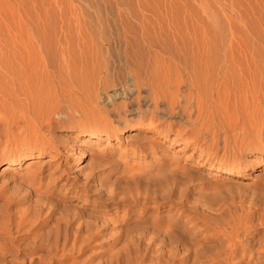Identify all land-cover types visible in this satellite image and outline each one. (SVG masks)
Instances as JSON below:
<instances>
[{
  "label": "rangeland",
  "instance_id": "1",
  "mask_svg": "<svg viewBox=\"0 0 264 264\" xmlns=\"http://www.w3.org/2000/svg\"><path fill=\"white\" fill-rule=\"evenodd\" d=\"M232 1L237 5L236 12L231 7ZM248 3V0H0V46L13 41L22 45L25 40L29 43L30 39H37V44L53 48L50 54L53 53L56 62L66 63L71 58L69 62L78 61L81 68L80 39L77 37L75 42L68 39L66 44L62 40L64 34H57L59 29L213 28L218 36L216 42L220 43L225 40L221 39L223 29L225 33L228 28H258L251 26L257 21ZM241 17L245 22L254 20L248 27ZM191 29L186 31L192 33L187 38L183 31L189 43L185 46L194 48L199 31ZM25 30L30 33L39 30V34L27 32L26 37ZM72 32L77 36L75 30ZM188 39L190 42L194 39V44ZM57 40L64 41L65 46H60ZM62 46L65 53L60 55ZM76 52L78 55L81 52L80 58H76ZM33 64H26L24 70L27 76L31 72L37 80L40 77L41 85L36 81L30 84L29 80H34L31 76L25 88L30 75L25 77L26 73L24 76V70L20 69L23 75L17 71L15 76L17 65L14 71V67L12 71L9 68L14 75L0 66L3 71L0 94L10 98L0 102V264H264V86L256 101L247 92L245 100V93L234 94L230 85L228 88L220 85L223 78L217 70L215 83L207 94L195 91L203 103L200 110L196 102L187 106L191 124L186 123L183 135L179 136L176 130L166 133L147 130L146 125L139 128V120L128 126L121 123L131 109L118 107L127 101L118 86L108 89L99 86L94 93L88 92L91 96L86 95L76 85L71 87L60 81L59 85L57 81L55 85L44 84V76L37 64H34L37 72L32 70ZM170 66L174 68V64ZM19 75L23 77L19 79H23L22 85L15 82ZM129 77L131 82L133 78ZM37 83L39 88L34 85ZM42 83L49 85L50 90L44 87L42 92ZM29 84L43 94L37 90V94L35 91L32 94ZM20 87L24 88V95ZM149 89L147 84L139 91L134 89L133 95L140 93L141 97L135 108L143 110L145 101L146 105L150 103ZM50 91L52 101L46 93ZM28 95L35 102L37 95L36 105L41 109L33 106L34 100ZM42 97L45 101L48 98L47 105L42 103L45 102ZM8 102L13 107L5 104ZM167 105L166 99L159 107ZM148 122L149 119L144 120ZM37 132L56 147L41 151L32 148L33 144L28 147L27 139L35 141ZM21 152L30 155L18 159ZM97 152L103 153L102 156L94 157ZM100 158L104 159L102 163L106 160L108 163L101 165ZM97 163L100 165L93 170L92 165ZM88 175H91L90 194L103 199L100 206L95 202L90 205L86 195L77 196L83 189L79 185L88 181ZM99 178L105 182L100 184ZM73 180L77 184L73 185ZM51 196L54 200L49 199ZM108 196L110 201L105 204ZM113 196L116 201H112ZM61 197L66 202H61L58 208ZM85 203L98 212L91 213L89 209L82 212L81 221L93 224L98 218L101 237L90 239L88 230L81 237L71 233L72 237L64 240L70 230L63 225L66 223L63 217L73 218V210L78 212V207ZM45 219L48 222L43 225ZM147 219V223H142ZM148 225L158 228V233L141 240L140 233ZM82 238L86 240L84 243ZM74 242L89 245L90 249L74 251L61 245L69 247ZM55 243L61 248L52 249Z\"/></svg>",
  "mask_w": 264,
  "mask_h": 264
},
{
  "label": "bare ground",
  "instance_id": "2",
  "mask_svg": "<svg viewBox=\"0 0 264 264\" xmlns=\"http://www.w3.org/2000/svg\"><path fill=\"white\" fill-rule=\"evenodd\" d=\"M248 2H249L248 3L249 7H251V9L254 11L255 17H256V20H254L255 18L252 16L253 13H251V16L254 18V19H251V22H252V20L257 21L256 22L257 24L252 23L253 25H251V26L253 27L254 25H256V27H257V25H258V28H254L255 26L253 28H250L249 25L251 22L250 21H249L250 23L245 22L243 17H241V20L244 22L245 26L248 25L249 28H247V27L246 28H228V30L225 31V33L223 32V30H224L223 29L222 34H221V39L225 38V40L224 39L221 40L220 43L216 42V37H218V36L215 35L216 32L215 33L213 32V28H200V30H199V28H197V29L192 28L193 30L194 29L196 30V32L193 31L195 33H197L199 31V33L196 34V37H197L196 42L198 41L196 44H194L192 42V41H195L194 39L196 37H193L195 35H190L191 38L192 37L194 38L191 42L189 40L191 38L189 37V39H188L190 44L191 43L194 44L193 45L194 48H189L188 46H185L187 43L186 38H187L188 34H192L189 32L187 34L186 31H187V29H191V28H187L186 31H184L185 28H183V29H181V28H63L62 30L59 28H56V30L59 29L60 31H58L59 33H57V31L55 30V33H57L59 36L61 33H62V35L64 34V38H62V40L63 39L66 40V44H67L68 39L71 42L77 41V37H78V39H80L78 41L81 42L80 46L83 47V49H82L83 55L81 58L82 62H83V64H82L83 67H81L82 69L78 67L79 65H81L80 62H79L80 63L79 65L77 64L78 61L72 62L74 60H71L69 62V60L71 58H69V60L67 59L68 62H66V63L56 62L54 57H53L54 56L53 53L50 54L53 48H50V46L46 47L45 45H41L40 42H39V44H37V42H35L37 39H34L35 41H33V39H30V38H29L30 39L29 43L27 42L28 40H25L27 43L24 41V44H22V45H20V44L18 45L17 43H19V42H16V40H15L17 45H15L14 41H13V44H10V45L5 44V47H4V45L0 46L1 47L0 48V66H1V68L3 67L4 68L3 70L4 71L6 70V73H7L9 71V68L11 70V68H13L15 65H17L19 67L18 70L15 68L16 66L13 69V71L16 69L15 76H17V71H18V74L22 73L21 71H23L28 66L26 64H30V63L37 64V67L39 68V71H40L39 73L41 74V76H44L42 79V82L44 84H45V82H49L53 85L56 81H57L56 83H58L60 81L61 84L63 83V85H71V87H72V85L73 86L76 85L78 89H80L81 91H84V93L86 92V95L90 91L94 93V91H96V88H98L99 86H102V88H104V89H108L109 87H112V86L113 87L118 86L121 93L123 94V96L127 99V101L119 103L118 107H120L122 109L123 106L124 107L127 106V108L131 109V111H130L131 114H129V115H131V117L129 115H127L126 118L122 117L123 120H121V123L124 122L125 126H128L131 122H136L139 120L138 123H141V127H139V128H142V127L144 128V126L146 125L147 128H145V129H147V130H151V131L152 130H160L161 132H166V133H169L171 130L172 131L176 130L177 135L182 136L183 131L185 130L184 128L186 126V123L191 124L192 116L190 113L188 114L187 106L192 105L193 103L196 102L198 110H200L199 107L202 105L203 101L201 98H200L201 100H199V95H198V93H195V91L202 93V94H207V92L211 88V84L213 82L215 83V81H213V80H214L215 75L217 74V70L219 71V74L223 78L222 79L223 81L221 80V82H220L222 84H220V85H223L224 87H227V88L230 85V88L232 89L234 94H236L238 92H240V93L241 92L242 93L247 92L248 96L253 94L255 96V101H256V99L258 98L257 96L261 93L262 86H264V0H248ZM236 6L237 5L232 1L231 7H233V10L235 12H236V8H235ZM247 11H249L247 14H250L251 11L249 9ZM233 27H237V26H235V24H233ZM31 29H30V31H31ZM73 30H75V34L77 36L73 35L74 34L72 32ZM38 31H36L34 33H32V32L30 33L29 31H27V32H29V34L34 35V34L38 33ZM183 31L186 32L187 35ZM18 32H21V30ZM24 32H26V30L23 31V34H24ZM27 32L25 33L26 37L28 36ZM12 33H14V32H12ZM18 34H20V33H18ZM57 34H55V35H57ZM184 34H185L186 38H185ZM58 35H57V37H58ZM197 35H200V36H197ZM74 38H75V40H74ZM183 39H184V41L186 40L185 44H183ZM31 40L33 42H31ZM58 40H57V42H61ZM64 43H65L64 41L61 42L60 46H61V44H64ZM179 43H181L182 45ZM43 44H45V43L43 42ZM74 44H76L75 47H77L78 43L76 42ZM187 45H189V43H187ZM64 46H65V44H64ZM64 46H62V49H61V47H59L60 55L65 53V49H63ZM69 46H70V44H69ZM49 48L51 49L50 52H49ZM68 48L71 50L70 47H68ZM57 49H58V45H57ZM77 49H78V47L76 48V50ZM61 50H62V52H61ZM73 51H74L73 53H75V50H73ZM53 52L55 53L54 50H53ZM57 53H59V52L57 51ZM80 54H81V52H80ZM80 54L78 55V53H77L76 58L78 56H79L78 58H80ZM60 60H61V58H60ZM65 61L66 60H64V62ZM171 62H172V64H174V66H173L174 68H172L170 66V65H172V64H170ZM34 64H33L34 67H32L33 68L32 70L36 71L35 70L36 65H34ZM170 67L172 69H170ZM30 68H31L30 66H29V70L27 68V70L29 72H30ZM20 69H21V71H20ZM0 71H1L0 73L3 72L2 70H0ZM11 71H9V72L11 74H13L14 72H11ZM19 71H20V73H19ZM24 71H23V73L25 76V73L27 71L26 70H24ZM6 73H4V74H6ZM27 73H26L25 77H28L31 74V72H30V74L27 76ZM7 75H10V74H7ZM13 75H11V76L13 77ZM20 75H23V74H20ZM4 76H6V75H4ZM31 76L32 75H30L28 77V79H26L27 81L25 82V84L22 81L23 79L19 80L22 76L17 78L18 82L17 81H15V82H16V84L18 83V85H22V83H23L25 85L24 86V88H25L28 85V84L26 85V83L28 82V80L30 79ZM34 76L35 75H33L31 77L34 80L31 79L32 80L31 82L29 80L30 84L32 82L36 83V82H38V80H40V82H41L40 77L37 80L36 78H34ZM129 76H131L133 78V80H131V82L128 81V79H127ZM0 77H2V76H0ZM4 79H5V77H4ZM8 79L10 80V78H8ZM217 80H218V78H217ZM2 81H3V78L1 79V83H2ZM11 81H13V80H11ZM20 81H22V82H20ZM4 82H5V80H4ZM8 83H10V81ZM38 83L34 84V85H37V87H38ZM43 83H42L43 89L45 87V88H48L50 90V88L48 87L49 85L44 86ZM10 84H8V85H10ZM30 84H29V87H30ZM146 84L150 87V89H149L150 90L149 96H151L150 103L148 105H146L147 101H145L144 104L146 107H144L143 110H140L139 106L137 108L134 107L135 102L139 103L140 98H141V97L139 98L140 93L136 97H135V95H133L134 89H137L139 91L142 88V86H144ZM0 85H2V84H0ZM14 85L15 84L13 82L12 86H14ZM39 85H41V84L39 83ZM52 85H51V89L53 90L55 88V86L53 87ZM58 85H59V83H58ZM17 87L19 88V86H17ZM21 87H23V86H21ZM21 87H20V90L22 91V94H23L24 88L22 89ZM31 87H30V89L33 90V91H31V93L33 92L32 94H34L36 92L35 90H37V91L40 90V89L34 90L32 85H31ZM64 87H66V86H64ZM71 87H70V89H71ZM4 88H8V87H4ZM40 88H41L42 92L45 91V89L43 90L42 87H40ZM67 88H68V86H67ZM13 90H14V92H17V91H15V89H13ZM12 91H10V92H12ZM46 91H48V90H46ZM53 91H55V90H53ZM81 91H79V92H81ZM26 92H28L30 94V91H26ZM39 92L42 93L41 91H39ZM52 92L50 91V93H48V92H46V93H47V95L48 94L50 95ZM74 92H76V91L74 90ZM28 93H26V94H28ZM46 93L44 94V96H47ZM36 94H37V92H36ZM88 94H90V93H88ZM91 94H90V96H91ZM49 95H48V98H49ZM245 95H246V93L244 94V96ZM0 96H1L0 102L8 101L7 99H10L8 97L6 99V96H8L7 94H6V96L0 94ZM29 96H31V95L27 96L30 99L31 97H29ZM39 96H40V94L38 95V97ZM261 97H263V96H261ZM48 98H47V101H48ZM38 99H37V95H36V102L38 101ZM44 99L45 98H43V97L41 98V100H44ZM166 99L168 100V105L165 107H159V104L163 100H166ZM246 99H247V96H245V100ZM33 100L31 98V101L34 102L33 106H36V108H39L40 106L38 107L36 105L35 98H33ZM47 101L42 102V103L46 104ZM50 101H52V100L50 99ZM5 104H8V106H9V102L5 103ZM5 104L4 105L2 104V105L5 106ZM22 104H24V103H22ZM16 105H17V103H16ZM3 106H1V107L3 108ZM10 107H13V106H9V108ZM46 108H48V107H46ZM39 109H41V108H39ZM27 112H28V109H27ZM32 112L34 113V110ZM4 113H5V111H4ZM38 114L40 115V113H38ZM146 119H149L148 123H144V120H146ZM110 128L112 129V127H110ZM35 135L38 136V138L35 139L37 144L34 143L35 142L34 139H27L29 141V143L27 145L28 147L31 144H33V145H31V147L35 148V149H39L40 151L42 149L52 150L56 147L55 143L53 141L46 140L42 136L41 132H37ZM95 137L99 138L98 135H96ZM102 154L103 153L97 152L94 155V157L95 156L101 157ZM29 155L30 154H28L26 152H21L18 159L25 158ZM103 158H104V156H103ZM103 158H100V160H101L100 164L102 163V160H104ZM106 161L104 163H102L101 165H103V164L105 165V163H108ZM98 163L95 164L94 166L92 165L93 170L95 168H97V167H95L96 165L97 166L100 165ZM86 179L88 181H84V183H82V185H79V186H82L83 189L80 191L81 194H77V192H76L77 196L81 197L83 195H86L90 199L89 200L90 205L95 202L98 204L97 206H100V204H103V201H102L103 199H101V198L98 199L97 196L94 197V195L90 194V192H92V190L88 188V184L90 182L91 175H88ZM97 181L100 182V184H103L105 182L102 178H99ZM157 182H158V180H157ZM72 184L74 185L77 183L75 180H73ZM154 191H156V189ZM158 193H160V192H158ZM52 195H54V193H52ZM50 198L52 200H54L52 196L49 197V199ZM92 198H94V199H92ZM109 198L110 197L108 196L107 199L104 200L105 204L108 203V201H110ZM63 199L64 198L61 197L59 199V201H57L58 202V208L60 207L61 202H66V201H62ZM111 199H113L112 201H116V197H114V196ZM145 199L148 201V197ZM149 199H150V196H149ZM86 203H88V202H86ZM86 203L83 205H80L78 207L79 208L78 212L73 210L74 211V213L72 215L73 218L66 220L65 217H63V219H64L63 222L66 221V223L63 225H66L67 229L70 230V232L67 233V235H66V239L63 237L64 240H67V237L69 239V237L70 236L72 237V235H75L76 238L81 237L88 230L90 231L89 232L90 236L92 235L91 238L88 235V237L90 239L94 238L95 240H97L98 238L101 237L102 228H100V226H102V225H99L97 223L96 220L98 218H96V220L93 224L92 223L89 224L88 223L89 221H87V222L81 221L82 212L83 213L87 212L89 209V206ZM76 206H78V205H76ZM73 208H75V207H73ZM76 210H77V208H76ZM89 210L91 211V213H97L98 212L94 209H89ZM62 216L60 218H62ZM70 217H71V214H70ZM67 218H69V215H67ZM90 218H92V215ZM87 219H89V218H87ZM148 220L149 219H147L145 222H142V223H147ZM85 221H86V219H85ZM46 222H48V219H45L44 221H42V224L46 223ZM160 223H162V220L160 221ZM59 224L62 225V222L59 221ZM56 226H57V224H56ZM77 226H80V227L77 228ZM86 228H87V230H86ZM157 229L158 228L151 226V225H148L147 227L145 226V228L142 229L141 233L139 232L141 234V240H142V238H145V239L149 238L150 239L152 237V235H155L158 233ZM71 233H72V235H71ZM56 235H57V232H56ZM56 235H55V237L53 235V237L55 239H56ZM60 236H62V235H60ZM83 238H84V236H83ZM83 238H82V240H83ZM87 238H84V239H87ZM89 238H88V240H89ZM55 239H54V241L57 242ZM57 239L60 240V238H57ZM73 240H75V239H73ZM85 241L86 240H83V243ZM59 243H55V245L52 246V249H57L60 246ZM66 243H67V241H66ZM74 243L69 247L66 244L65 245L61 244V245L64 246L65 248H68V249H71L74 251H86L89 248V245H84V244L77 245L76 243L75 244ZM138 246H139V244H138ZM50 247H51V245H50ZM92 247H94V246H92ZM59 248H61V247H59ZM62 249H64V248H62ZM133 250H134V247H133Z\"/></svg>",
  "mask_w": 264,
  "mask_h": 264
}]
</instances>
